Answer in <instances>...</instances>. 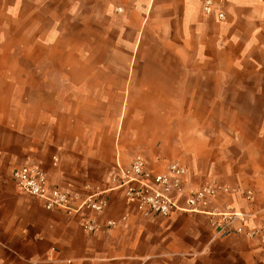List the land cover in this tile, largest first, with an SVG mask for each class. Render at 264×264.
<instances>
[{
	"label": "crops",
	"instance_id": "crops-1",
	"mask_svg": "<svg viewBox=\"0 0 264 264\" xmlns=\"http://www.w3.org/2000/svg\"><path fill=\"white\" fill-rule=\"evenodd\" d=\"M46 1L47 16L67 17L69 29L1 24L0 48L14 46L23 63L46 31L42 46L62 49L53 62L75 64L77 82L30 99L0 50V264H264L259 238L217 237L204 214L146 219L117 183L118 166L141 154L157 173L181 161L187 187L264 200V0H223L222 24L205 14V0ZM59 30L80 38L56 40ZM25 163L82 198L104 193L97 222L117 226L89 232L90 212L45 209L13 179ZM227 205L251 212L239 193L221 192L214 206ZM260 224L257 216L246 231Z\"/></svg>",
	"mask_w": 264,
	"mask_h": 264
},
{
	"label": "built area",
	"instance_id": "built-area-1",
	"mask_svg": "<svg viewBox=\"0 0 264 264\" xmlns=\"http://www.w3.org/2000/svg\"><path fill=\"white\" fill-rule=\"evenodd\" d=\"M221 2L205 0V14L224 21L225 14L219 8ZM54 162L58 163L56 157ZM187 174L185 165L177 160L167 162L166 171L157 173L148 168L143 155L137 154L129 166H118L117 183L118 188L124 190L126 201L136 203L139 212L146 219L169 217L174 211L204 214L211 218L217 237L247 234L251 238H259L264 243V200L258 205L254 191L239 188L222 189L209 184L187 187ZM13 179L22 193L39 198L49 211L90 212L92 215L83 218L82 221L83 228L89 232L106 231L117 226L115 222H108L104 226L97 222V218L108 206V199L104 193L82 198L70 187L62 188L50 184L46 173L31 163H25L17 168L13 173ZM221 192L242 194L251 207V212H239L230 205L223 208L215 207L216 199ZM180 198H184L185 205H180L178 201ZM74 200L79 201V207L75 208L72 205ZM257 216L261 218L259 227L246 231V227Z\"/></svg>",
	"mask_w": 264,
	"mask_h": 264
},
{
	"label": "rangeland",
	"instance_id": "rangeland-1",
	"mask_svg": "<svg viewBox=\"0 0 264 264\" xmlns=\"http://www.w3.org/2000/svg\"><path fill=\"white\" fill-rule=\"evenodd\" d=\"M41 6L40 0H0V25L1 24H31L33 20L41 25V28L47 29L51 24L57 25V27H66L69 29V19L65 16H47L46 0H43ZM223 4V0L221 2ZM37 12L33 15L31 12L33 9ZM211 17V16H209ZM214 17V16H212ZM215 18V17H214ZM217 24L222 22L215 18ZM57 23V24H55ZM38 25V24H37ZM46 31H41V45L35 49H24V61L23 63L16 64L14 59L17 55V49L14 46L2 47L0 50L10 58L8 64L4 65L9 73L21 72L23 74V87L28 92V98H38L40 102L43 99L48 98L49 92L57 91L70 83L77 82L75 79L70 80V73L74 72L75 64H64L53 62L58 60L63 55L62 49H49L42 46L46 44L47 37L44 38ZM11 35L15 36V32H7V37ZM55 39H67V40H79L80 33L78 31H61L54 32ZM222 52L223 49L220 48ZM33 57V58H32ZM33 59V62H32ZM9 79V83H16ZM19 82V81H18ZM38 93V94H37Z\"/></svg>",
	"mask_w": 264,
	"mask_h": 264
}]
</instances>
